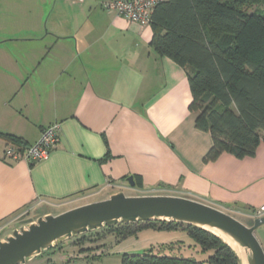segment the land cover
I'll return each instance as SVG.
<instances>
[{
  "label": "crops",
  "instance_id": "crops-1",
  "mask_svg": "<svg viewBox=\"0 0 264 264\" xmlns=\"http://www.w3.org/2000/svg\"><path fill=\"white\" fill-rule=\"evenodd\" d=\"M109 0H0V226L27 208L129 186L190 197L248 218L264 203V140L254 156L203 157L185 68L151 45L150 24ZM60 123L35 163L3 155ZM48 213V212H44Z\"/></svg>",
  "mask_w": 264,
  "mask_h": 264
},
{
  "label": "trees",
  "instance_id": "trees-1",
  "mask_svg": "<svg viewBox=\"0 0 264 264\" xmlns=\"http://www.w3.org/2000/svg\"><path fill=\"white\" fill-rule=\"evenodd\" d=\"M249 4L258 7L250 9ZM149 24L154 50L186 70L191 94L188 109L196 113L195 127L212 138L203 161L222 153L237 158L254 156L264 140V1L163 0L152 8ZM146 229L172 234L167 241L124 251L120 264H239L233 250L213 233L167 220L87 231L72 237L66 247L80 254L111 245L114 239L118 243L137 238ZM100 230L111 235L108 241L88 238L94 245H84L87 235H97ZM191 253L205 256L196 258ZM46 264L58 263L49 259Z\"/></svg>",
  "mask_w": 264,
  "mask_h": 264
},
{
  "label": "water",
  "instance_id": "water-1",
  "mask_svg": "<svg viewBox=\"0 0 264 264\" xmlns=\"http://www.w3.org/2000/svg\"><path fill=\"white\" fill-rule=\"evenodd\" d=\"M126 181L129 186H135L132 175ZM153 220L203 228L225 242L238 257L239 264H264V249L256 235V230L264 227V215L255 216L251 224H246L230 212L190 197L127 195L122 190L57 214L45 213L34 221L31 218L20 221L17 228L3 236L5 228L0 230V264H24L42 251L64 240L70 242L72 237L87 231Z\"/></svg>",
  "mask_w": 264,
  "mask_h": 264
},
{
  "label": "rangeland",
  "instance_id": "rangeland-1",
  "mask_svg": "<svg viewBox=\"0 0 264 264\" xmlns=\"http://www.w3.org/2000/svg\"><path fill=\"white\" fill-rule=\"evenodd\" d=\"M249 0H239V2H246ZM251 1H259V0H251ZM264 1V0H263ZM250 9H253L255 7H258L254 4L248 5ZM117 190H122L127 195H149L158 193L156 191H145V192H139L135 191L134 187L131 186H124L123 188H117ZM114 192V191H113ZM110 194V193H109ZM107 192H103L100 194H80L79 196L70 197L64 200L55 201L51 203V206H46L43 208H27L23 209L19 213H17L15 216H13L11 219H9L8 224H4L6 222H3L0 226V230L4 229L2 235L8 234L11 232L13 228H17L19 225L17 224L20 221L26 220L31 218L33 221L39 217L45 214L44 212H48L51 214H57L64 210L70 209L72 207L88 203L95 200H100L108 197L109 195ZM233 215H235L237 218H239L241 221H243L246 224H249L248 218L241 216L238 213H234L231 211ZM99 230V229H97ZM101 231V230H100ZM95 233H91L85 237V243L86 245L89 241L86 239H97V240H107L109 234H106L104 231L98 232L97 235H94ZM172 233H166V232H160V231H154L151 229H146L138 233L137 238H127L125 240H122L121 242L116 243L115 239L113 242H111V245H105L102 247L94 248V249H87L88 251L81 252L80 254L76 251H71L66 246L68 245L67 241H62L59 244H64L65 246L62 247V249H55V248H48L44 251H42L39 255L31 258L30 260H27L24 264H46L47 261L50 259L54 262H57L58 264H120L121 263V253L124 251H133V250H140L145 247H148L151 245V242L153 244L163 240H169L166 238H169L167 236L171 235ZM256 235L261 242L263 249H264V227H260L256 230ZM74 239V238H71ZM115 242V243H114ZM91 243V242H89ZM94 245V243H91ZM152 244V245H153ZM58 245V244H57ZM190 252V251H189ZM189 254V253H185ZM192 254V253H191ZM88 258H86V256ZM193 256L196 258H203L205 255L200 253H193ZM73 257V259H72ZM68 262H64L67 259H70Z\"/></svg>",
  "mask_w": 264,
  "mask_h": 264
},
{
  "label": "built area",
  "instance_id": "built-area-1",
  "mask_svg": "<svg viewBox=\"0 0 264 264\" xmlns=\"http://www.w3.org/2000/svg\"><path fill=\"white\" fill-rule=\"evenodd\" d=\"M163 0H109L103 7L117 16L123 17L129 22L139 25L149 24L152 8ZM60 123L53 122L40 131L39 138L25 147L10 143L3 150L4 157L17 161L24 160L35 163L45 159L59 141ZM264 215V203L255 212V216Z\"/></svg>",
  "mask_w": 264,
  "mask_h": 264
},
{
  "label": "bare ground",
  "instance_id": "bare-ground-1",
  "mask_svg": "<svg viewBox=\"0 0 264 264\" xmlns=\"http://www.w3.org/2000/svg\"><path fill=\"white\" fill-rule=\"evenodd\" d=\"M232 246L236 247V245H234L233 243H231Z\"/></svg>",
  "mask_w": 264,
  "mask_h": 264
}]
</instances>
